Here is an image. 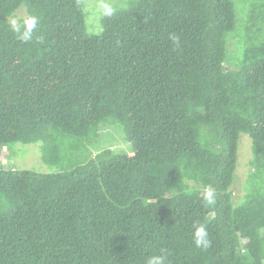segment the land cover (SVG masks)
Listing matches in <instances>:
<instances>
[{
  "label": "trees",
  "instance_id": "16d2710c",
  "mask_svg": "<svg viewBox=\"0 0 264 264\" xmlns=\"http://www.w3.org/2000/svg\"><path fill=\"white\" fill-rule=\"evenodd\" d=\"M113 8L91 35L84 0H0V160L41 143L57 168L0 164V264H146L161 249L167 264H264V0ZM23 9L42 43L9 29ZM101 127L132 156L92 154ZM242 135L253 170L237 203Z\"/></svg>",
  "mask_w": 264,
  "mask_h": 264
},
{
  "label": "rangeland",
  "instance_id": "374dc122",
  "mask_svg": "<svg viewBox=\"0 0 264 264\" xmlns=\"http://www.w3.org/2000/svg\"><path fill=\"white\" fill-rule=\"evenodd\" d=\"M129 0H84L86 12L87 31L91 35H99L103 32L102 27V2L110 4L112 7H125ZM16 15L26 16L23 9ZM101 127L100 137L95 144L89 145L92 154L101 152L104 149H114L118 153L132 156V146L128 143L122 133L115 127L105 129ZM10 150V151H7ZM3 152L7 154L6 158L0 160V164L6 169L36 171L44 174H51L57 171L52 165L44 163L42 160L41 143L29 145L16 144L11 147L4 148ZM253 160L252 142L249 136L242 135L239 148V161L236 171V182L232 187L235 201L241 202L247 193V180L250 172L251 161Z\"/></svg>",
  "mask_w": 264,
  "mask_h": 264
},
{
  "label": "clouds",
  "instance_id": "9594fccd",
  "mask_svg": "<svg viewBox=\"0 0 264 264\" xmlns=\"http://www.w3.org/2000/svg\"><path fill=\"white\" fill-rule=\"evenodd\" d=\"M102 12L105 17H111L114 15L115 9L108 3L102 2ZM9 29L15 34L16 38L21 43L43 42V37L35 35L39 29L40 18L37 15L18 16L10 14L7 18ZM169 38L173 41L176 46H179L180 38L175 34H170ZM204 203L206 206L214 205L216 203V193L211 187L204 189ZM192 239L195 246L202 251H207L211 245L212 240L210 239L207 227L205 224L194 225V232ZM146 264H167L166 250L161 249V254L153 255L147 259Z\"/></svg>",
  "mask_w": 264,
  "mask_h": 264
}]
</instances>
